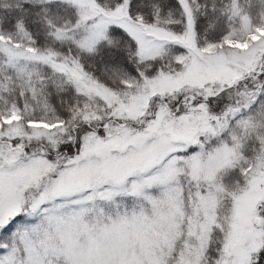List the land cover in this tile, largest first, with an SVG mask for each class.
Wrapping results in <instances>:
<instances>
[{"label": "snow or ice", "instance_id": "obj_1", "mask_svg": "<svg viewBox=\"0 0 264 264\" xmlns=\"http://www.w3.org/2000/svg\"><path fill=\"white\" fill-rule=\"evenodd\" d=\"M0 264H264V0H0Z\"/></svg>", "mask_w": 264, "mask_h": 264}]
</instances>
